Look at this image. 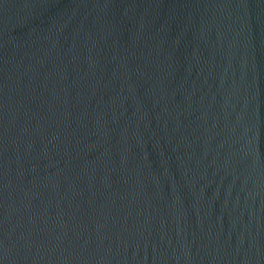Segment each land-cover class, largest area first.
Returning <instances> with one entry per match:
<instances>
[{"label":"water","instance_id":"95a60500","mask_svg":"<svg viewBox=\"0 0 264 264\" xmlns=\"http://www.w3.org/2000/svg\"><path fill=\"white\" fill-rule=\"evenodd\" d=\"M0 264H264V0H0Z\"/></svg>","mask_w":264,"mask_h":264}]
</instances>
